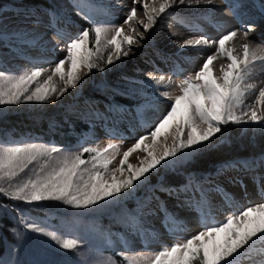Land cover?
Wrapping results in <instances>:
<instances>
[{"label": "snow or ice", "instance_id": "snow-or-ice-1", "mask_svg": "<svg viewBox=\"0 0 264 264\" xmlns=\"http://www.w3.org/2000/svg\"><path fill=\"white\" fill-rule=\"evenodd\" d=\"M213 2L132 0L126 19L118 26L92 18L93 10L102 8V5L93 4L91 0H74L77 13L88 21L90 28H85L67 43V55L51 69L0 70V110L21 104H43L53 98L59 100L68 89L77 88L83 76L93 69L103 72L122 57H128L131 46L139 44L137 36L143 39L158 20L172 15L174 7L185 3L188 6L201 3L210 5ZM138 4L143 8L144 19L137 20ZM238 7V4L233 7V15L237 14ZM260 11L264 12V5ZM104 12L108 14L107 9ZM55 20L53 14V26ZM130 22L141 26L143 32ZM124 25L128 26L127 30ZM253 30L254 26L249 24L229 31L216 40L203 35L185 40L180 45L182 49L197 50L215 44V53L207 56L193 76L179 81L176 85L179 94L159 91L160 97L171 101L169 110L148 134L137 138L123 152L116 167H110L120 153V146L116 143L69 151L56 145L0 140V196L32 208L43 209L56 204L83 212L119 200L144 184L151 174L158 173L161 168L190 161L197 153L212 146L225 126L264 130V48L259 45L252 47L246 42L241 45L242 54H238L235 47L228 46L238 32L242 31L243 39L247 40ZM18 35L0 33V40L10 41ZM58 35L63 38L64 34L58 32ZM220 58L227 63L221 64L217 73L214 62ZM65 64L69 65L67 70ZM149 76L155 82L156 90L160 86L166 89L172 83L171 78L166 81L163 75L157 78L149 73ZM250 97L254 99L246 103ZM147 107L149 105H141L137 110L142 123ZM169 138L171 144L167 143ZM149 139L151 143H147ZM137 151L145 153L139 167L128 163L130 155ZM85 154H88L87 159L84 158ZM231 166L236 167L235 164ZM242 166L254 172L260 162H242ZM253 179L260 185L264 178L257 175ZM184 190L192 191L189 206L202 213L207 203L204 190L192 188L191 183ZM167 191L169 195L179 196L180 193L179 189ZM261 191L264 193V186H261ZM196 193H199V200ZM166 218L175 225L170 229L172 232L182 230L171 214ZM17 222L24 226L26 232L39 234L67 252L78 253L83 243L76 237L66 238L54 227H49L46 221L21 215ZM125 223L133 231L142 230L141 221L134 214H129ZM13 231L18 238L22 239L25 235L16 229ZM258 240L264 241V202L228 215L218 224L206 225L197 234L164 245L158 251L135 253L127 249V241H122L125 248L119 254L124 264H238V258L250 259L249 254ZM260 252L264 254V249ZM96 264H107V261L98 259Z\"/></svg>", "mask_w": 264, "mask_h": 264}, {"label": "bare ground", "instance_id": "bare-ground-1", "mask_svg": "<svg viewBox=\"0 0 264 264\" xmlns=\"http://www.w3.org/2000/svg\"><path fill=\"white\" fill-rule=\"evenodd\" d=\"M35 1L41 2L42 6L27 7ZM261 1L214 0L210 5L204 3L178 5L171 10L172 15L158 20L153 29L145 33L143 39L137 36L139 44L131 46L132 51L128 57H122L119 62L103 72L93 69L87 76H83L77 88L68 89L59 100L53 98L45 102L39 110L49 117L63 111L65 116L68 114L71 123L74 125L82 123L87 128V132L84 133L86 140L94 141L99 136L110 138L113 143L120 146L122 157L123 152L131 147L137 138L148 134L169 110L171 101L160 97L159 91L168 90L173 94H179L176 87L179 81L193 76L207 56L215 53V44L210 47L202 46L197 50L182 49L180 45L185 40L199 38L202 35L216 40L229 31L251 24L254 30L247 40L243 39L241 31L228 46L235 47L238 54H242L241 45L246 42L252 47L259 45L264 48V12L260 11L263 5ZM91 3L103 6L97 7L91 13L94 20L118 26L123 24L127 12L132 7V0H91ZM237 4L240 7L236 9L237 14L233 15V7ZM137 8V20L144 19L143 8L139 4ZM104 9L108 10L107 15ZM53 14L56 16L55 26L52 23ZM75 18L78 20L77 23H74ZM130 23L137 27L138 31L143 32L141 26L135 22ZM124 27L127 30L128 26ZM85 28H90V24L77 13L74 0H10L0 13V33L19 35L10 41L0 40L3 63H10V66H13L18 61L20 64L17 68L20 70H30L32 67L51 69L67 55V43ZM58 32L64 34L63 38ZM226 63L223 58L217 59L214 62V71L218 73L220 65ZM64 67L67 70L69 65L65 64ZM149 73L157 78L163 75L166 81L171 78L172 83L166 89L160 86L159 90H156L157 86ZM48 74L50 72L45 76ZM108 96L112 105L104 102ZM253 99L254 97H250L246 103H251ZM141 105H149L144 111L143 123L137 116V110ZM231 126L246 131L251 129ZM171 142L169 138L167 143ZM147 143H151V140L149 139ZM144 156L145 153L142 151L134 152L130 155L128 163L139 167ZM258 162L260 166L254 172L245 170L242 163H236V167L229 166L227 169L219 167L211 178L201 181L200 186L191 184L192 188H201L206 194L207 203L203 206L202 213L189 206L188 200L192 196V191H185V187L179 189V196L167 193L161 197L159 194L152 196L147 194L146 197L139 198L136 204L138 212L142 215L139 217L142 228L148 227L150 233L154 234L153 238L157 240L167 233L176 236L188 229H191V234H197L206 225L218 224L228 215L264 202V193L261 191L264 179L260 185L253 179L257 175L264 178V159ZM198 177L194 180L199 181ZM128 194L129 192L117 201L121 203L126 201ZM196 199L199 200V193H196ZM169 214L182 230L172 232L171 227L158 228L157 224L160 221L175 227L166 218ZM121 237L124 241V237ZM121 239L119 244H123ZM141 243L137 241L135 246L138 248ZM154 244L158 246L157 241ZM261 249H264V241L258 240L249 254L250 259L238 258V264H262L264 254H261Z\"/></svg>", "mask_w": 264, "mask_h": 264}, {"label": "rangeland", "instance_id": "rangeland-1", "mask_svg": "<svg viewBox=\"0 0 264 264\" xmlns=\"http://www.w3.org/2000/svg\"><path fill=\"white\" fill-rule=\"evenodd\" d=\"M9 3L10 0H7V2L1 5L0 13ZM261 3L264 5V0ZM34 5L41 7L42 3H31L27 7L33 8L32 6ZM75 20L74 23H77L78 20L76 18ZM0 54V70L5 72H19L23 70L17 68L18 64H20L18 61L13 66H10V63H3V54ZM43 78H46V76ZM104 102L110 105L113 104L110 96L106 97ZM43 104H21L19 106H7L0 110V140L59 146L60 139H63L60 135L63 134L66 135V139L63 140L65 145L61 148L69 151H79L82 147L89 146L104 147L110 142L113 143V140L105 136H99L94 141L86 140L84 133L87 132V128L82 123L81 125H74L71 123L72 120L69 121L68 114L65 116L63 111L57 113L54 117H49L48 114L45 115V113L39 110ZM25 122H31V125H39L45 130V134L32 133L29 128L22 130L16 128V124H24ZM230 130L236 133V139L242 138L241 142L246 141L248 146L252 143L250 141H253L255 136L259 134L264 136V130L251 128L246 131L242 128L239 129L229 125L222 129V132L219 134V137L215 138L212 146L224 144L234 139L232 138L234 136H231ZM96 141L100 142L97 143ZM249 151L253 152L255 150L251 149ZM121 153L120 149L119 155L110 167L118 166ZM87 155L85 154V159H87ZM194 157L188 162L175 163L161 168L158 173L151 174L144 184L130 191L126 198L127 200L122 201V203L114 200L109 204L83 212H77L71 208L56 204L47 205L43 209L40 207L32 208L24 205L22 202L10 201L0 196V264H96L98 259L106 260L107 264H124L123 258L119 254L125 248L124 244H119L121 236L124 237V241H127V249H130L132 252L158 251L164 245H171L175 241L188 238L194 234H191V229H188L183 234L176 236L167 233L168 235H163L157 240L153 238L154 234L150 233L148 227H143L140 232L131 230L125 223V219L129 214H134L138 217L142 216L137 210L138 205L136 203L139 198L146 197L147 194L148 196L156 194H159L160 197L165 196L169 193L167 190L181 189L190 183L200 186V182L211 178L214 171H217L219 167L227 169V167L236 163L260 161L264 159V154L246 159L236 160V158L228 161L229 163L222 162L219 163V166H213L214 170H211L213 167L210 165L204 172L185 174V171L190 168ZM171 173L181 175L185 184L183 186L181 183L177 186L166 187L168 180L166 177ZM196 175H202L198 177L200 178L199 181L194 180L197 179ZM190 178L191 180H189ZM21 215L41 222L46 221L49 227H54L66 238L76 237L81 239L83 243L78 253L59 249L58 246L47 238L39 234L26 232L24 226L19 225L17 222ZM157 225L160 229L173 228V226L164 221H160ZM13 229L25 233L24 237L22 239L18 238ZM137 241L142 242L138 248L135 246V242ZM155 241L158 242V246L154 244Z\"/></svg>", "mask_w": 264, "mask_h": 264}, {"label": "trees", "instance_id": "trees-1", "mask_svg": "<svg viewBox=\"0 0 264 264\" xmlns=\"http://www.w3.org/2000/svg\"><path fill=\"white\" fill-rule=\"evenodd\" d=\"M5 2H7V0H0V8L1 5ZM16 125H17L16 128L20 130L29 128L32 133H40L42 135L45 134L44 129H42L39 125H33V124L31 125V122L29 123L25 122L24 124H16ZM41 126L45 127L44 125ZM230 131H231V136H234L232 137L234 139H231L224 144L210 146L204 149L203 151H200L192 160L190 168L185 171V174L190 172L201 173L206 171L210 165L211 167H213L219 163L232 161L236 158H237L236 160L243 158L246 159V158H250L251 156L264 154V136L262 134L255 136L253 138V141H250L252 143L248 146V144H246L247 143L246 141L241 142L242 138L236 139L237 136L236 133L233 132V130ZM60 136L63 137V139H60L61 141L59 143V146L62 147L65 145L63 140L66 139V135L62 134ZM251 149H254L255 151L250 152L249 150ZM196 176H202V175H196ZM166 178H168L166 187L177 186L181 183L182 185H184V180L182 179V176L179 175L178 173L177 174L171 173L167 175Z\"/></svg>", "mask_w": 264, "mask_h": 264}]
</instances>
